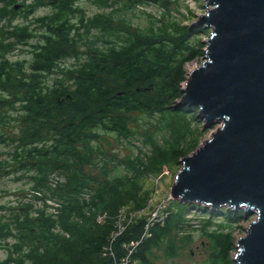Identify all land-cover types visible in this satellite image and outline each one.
Listing matches in <instances>:
<instances>
[{"label": "trees", "instance_id": "trees-1", "mask_svg": "<svg viewBox=\"0 0 264 264\" xmlns=\"http://www.w3.org/2000/svg\"><path fill=\"white\" fill-rule=\"evenodd\" d=\"M23 1L21 5L15 4L19 8L17 12L24 13L23 20L44 5L52 11L34 19L37 28L42 30L32 28L27 21L19 22L17 31H10L18 41L12 46L32 44V61L13 59L7 55L8 46H1L0 87L5 97H0V106L5 105V98L15 94L24 99L21 103L24 125L20 137L13 142L17 152L10 155L21 167L35 169V181L45 178L46 172L65 169L66 183L57 189L58 206L49 217L39 210L35 219L11 218L18 233L5 239L15 236L31 244L26 247V255L19 256L24 250L22 247L17 249L16 257L3 264L15 260L16 264H118L131 250L132 260L152 264L149 258L153 250L166 241L175 227L187 224L184 204L173 201L172 209L165 210L160 220L149 222L143 215L127 228L115 229L114 217L121 206L117 201L124 194L117 195L107 188L108 176L105 181L92 176L86 171V163L93 159L99 129L115 132L120 137L131 131L135 113L149 112L182 97V83L187 79L184 65L204 51L190 47V43L170 44L163 28L139 27L112 11L97 12L88 23L82 14L81 25L88 32L95 28L93 34L84 38L72 21L75 11L79 10L75 7L76 0ZM97 1L104 7L112 3ZM116 1L126 10L145 4V0ZM146 1L158 2L170 13L175 3V0ZM198 30L190 28L192 33ZM37 33L41 38L31 43ZM197 41L202 43L200 39ZM68 59L74 61L68 63ZM51 73H57L58 77L54 86L47 87L43 75ZM197 108L186 104L173 110L191 111L197 121L203 122L197 119ZM197 145L191 149L194 151ZM183 148L174 146L170 155L175 159L183 158L191 150ZM46 166L50 169L45 170ZM191 205H198L207 213L212 210L206 205ZM245 212L244 209H227L222 215L226 220L239 222L245 219ZM101 219L104 222H100ZM8 223L12 225L11 221ZM11 225L0 224V230L7 232L14 228ZM20 232L23 234L19 235ZM216 233L211 235L215 247L210 262L229 264L227 260L219 263L218 258L227 259L230 255L231 237L225 235V240L222 231ZM14 240V246L21 242ZM167 254L174 256V249H167Z\"/></svg>", "mask_w": 264, "mask_h": 264}, {"label": "rangeland", "instance_id": "rangeland-1", "mask_svg": "<svg viewBox=\"0 0 264 264\" xmlns=\"http://www.w3.org/2000/svg\"><path fill=\"white\" fill-rule=\"evenodd\" d=\"M108 1L112 3L106 4V7L100 5L97 0L75 1V7L79 10L75 11L72 21L84 38L87 34H93L95 28L88 32L87 28L81 25L82 14L86 16L85 23H88L95 13L112 11L127 20L130 19L136 26L163 28L167 32V40L170 44L183 42L190 43V47L193 45L202 48L203 55L184 65L187 77L192 69L202 63L207 49L206 40L212 31L211 27H205L204 23L199 22L200 15L206 12V0H175V3L171 5L172 13L166 11L158 2L149 4L145 0V4H136L126 10L121 2ZM16 3L21 5L24 1L0 0V13L5 12L4 16H0V56H2L1 46H8L7 55L13 59L21 58L28 62L32 61L34 56L32 44L19 43L12 46L14 41L17 43L18 41L10 31H17L19 22L27 21L30 22L32 28H37L38 25L34 19L51 13L52 10L48 5L41 6L34 14L23 20L24 13L17 12L19 8L15 6ZM119 7L121 10H118ZM10 19L13 20L10 21ZM191 27L199 30L197 33H192L190 32ZM37 34L30 40L31 43H36L41 38V35L37 36ZM198 39L202 43H199ZM67 61L70 63L74 60L68 59ZM43 76L47 87L54 86L55 79L58 77L57 73ZM0 89L2 90V86ZM49 97L54 99L53 95ZM180 100L181 97L165 102L161 107L153 108L149 112L135 113L130 124L131 131L120 137L112 131L98 130L99 141L93 159L86 163V171L104 181L105 176H108L107 188L117 195L124 194L117 201L121 206L114 217L115 229L123 230L133 220L143 215L151 222V218L152 220L158 219L157 217L165 210L168 212L172 209L173 201L180 202L171 195L175 177L183 167L181 158L175 159L170 155L174 146H184L183 149L190 150L194 144H198V149L212 137L221 125V122H218L210 128H205L203 122L194 118L193 112L174 111V108L178 109L184 105ZM22 101L24 99L21 95L15 94L5 98V105L0 106V134L3 139L0 142V224L11 225L8 223L11 221L12 227L15 221L11 218L15 216L26 221L28 218L38 217L36 211L39 210L44 211L46 218L50 213H54L58 206L55 199L60 198L57 195V189L62 188L66 183L64 176L66 171L63 168L52 173L46 172L45 178L35 181L33 178L35 169L29 166L21 167L19 162L13 160V156L10 155V153L17 152L16 143L13 142L20 137L24 125L22 123ZM197 119L202 121L198 117ZM191 150L188 154L194 152ZM49 169L50 167L48 169L47 166L45 167V170ZM86 201L89 202L90 198ZM183 204L180 202V205ZM187 205H183L187 224L175 227L166 241L153 250L149 258L152 264H211L210 255L215 247L211 235L221 231L225 240L227 239L225 235L231 237L233 250L227 259L218 258L219 263L227 260L229 264H238L234 261L240 247L237 241L245 237L246 229L250 222L255 220L256 214L247 211L245 219L233 222L226 220L222 215L224 210L228 209L226 206L210 209L207 213L198 205ZM217 210L220 211L218 215L215 212ZM100 222H104V219ZM42 226L45 227V225ZM16 232L18 233L15 227L7 232L0 230V264L7 262L11 257H16L19 252L17 249L22 247L24 250L20 251L19 256L26 255V247L31 244L29 241L27 242L24 238L21 241L15 236L5 239L6 236L17 234ZM22 234L23 232L19 233V235ZM14 239L21 241L17 244L18 246H14ZM165 247L174 249L175 255H168ZM11 264H16V260ZM135 264L141 263L136 261Z\"/></svg>", "mask_w": 264, "mask_h": 264}, {"label": "water", "instance_id": "water-1", "mask_svg": "<svg viewBox=\"0 0 264 264\" xmlns=\"http://www.w3.org/2000/svg\"><path fill=\"white\" fill-rule=\"evenodd\" d=\"M200 21L212 31L180 102L199 108L205 128L221 125L181 158L171 195L255 213L233 260L264 264V0H206Z\"/></svg>", "mask_w": 264, "mask_h": 264}, {"label": "built area", "instance_id": "built-area-1", "mask_svg": "<svg viewBox=\"0 0 264 264\" xmlns=\"http://www.w3.org/2000/svg\"><path fill=\"white\" fill-rule=\"evenodd\" d=\"M165 212V211H164ZM163 215V213L162 214H160L157 218L160 220ZM153 220H157V219H153ZM152 220V218H151V221H153ZM139 242V241H138ZM138 242H136V244L138 243ZM131 254H132V250L125 256V257H123L119 262H118V264H135L136 263V260H132L131 259Z\"/></svg>", "mask_w": 264, "mask_h": 264}, {"label": "flooded vegetation", "instance_id": "flooded-vegetation-1", "mask_svg": "<svg viewBox=\"0 0 264 264\" xmlns=\"http://www.w3.org/2000/svg\"><path fill=\"white\" fill-rule=\"evenodd\" d=\"M8 56H9V55H8ZM3 92H4V91L0 89V97H4ZM0 174H1V171H0Z\"/></svg>", "mask_w": 264, "mask_h": 264}, {"label": "crops", "instance_id": "crops-1", "mask_svg": "<svg viewBox=\"0 0 264 264\" xmlns=\"http://www.w3.org/2000/svg\"><path fill=\"white\" fill-rule=\"evenodd\" d=\"M137 262H139V261H137Z\"/></svg>", "mask_w": 264, "mask_h": 264}]
</instances>
